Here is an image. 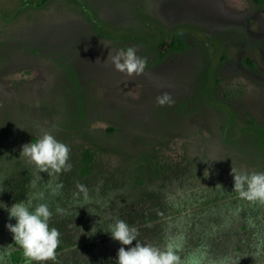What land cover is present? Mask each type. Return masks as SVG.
I'll use <instances>...</instances> for the list:
<instances>
[{
	"label": "rangeland",
	"instance_id": "obj_1",
	"mask_svg": "<svg viewBox=\"0 0 264 264\" xmlns=\"http://www.w3.org/2000/svg\"><path fill=\"white\" fill-rule=\"evenodd\" d=\"M40 1L0 0V202L49 206L65 247L46 264H116L136 244L111 238L117 219L184 261L264 264V204L240 199L231 174L264 172V53L250 49L264 43L234 55L226 32L241 17L230 2L250 0ZM172 36L187 48L162 53ZM129 47L147 60L133 79L104 63ZM164 93L174 103L158 105ZM45 132L69 147L70 170L50 177L20 157ZM8 223L0 207V264Z\"/></svg>",
	"mask_w": 264,
	"mask_h": 264
},
{
	"label": "clouds",
	"instance_id": "obj_2",
	"mask_svg": "<svg viewBox=\"0 0 264 264\" xmlns=\"http://www.w3.org/2000/svg\"><path fill=\"white\" fill-rule=\"evenodd\" d=\"M137 52L138 50L132 47L115 55L111 51L104 63L111 61L116 71L133 79L143 75L147 66L146 58L139 56ZM97 62L101 61L97 59ZM172 103L174 101L167 93L157 97V104L160 106ZM69 154L70 149L66 144L58 141L51 133L45 132L33 143L23 145L20 157L35 165L39 173L46 172L51 177L53 174L70 170ZM231 174L234 177L233 192L237 193L240 199L264 204V172H238L232 168ZM61 187L62 185H57V188ZM80 188L84 191L83 186ZM39 198H43L42 194ZM34 199L37 197H28L26 200L14 203L11 207L0 202V207L9 212V220H16L15 225L8 223L6 227L13 234L15 245L23 251L25 259L34 264H46L56 259L61 234L58 229L49 225L52 217L49 206L46 203L34 205ZM61 211L57 208V213ZM109 230L111 238L123 246H131L136 241L134 247H129L128 250L121 247L118 250L116 264H202L199 259L182 260L177 255L178 245L171 242L163 248L138 243V229L130 227L123 220L117 219L114 224L109 225ZM11 246L8 247L11 248ZM208 264H217V262L209 260Z\"/></svg>",
	"mask_w": 264,
	"mask_h": 264
},
{
	"label": "flooded vegetation",
	"instance_id": "obj_3",
	"mask_svg": "<svg viewBox=\"0 0 264 264\" xmlns=\"http://www.w3.org/2000/svg\"><path fill=\"white\" fill-rule=\"evenodd\" d=\"M222 3H225L223 0H221ZM250 3H252L253 8L251 11H247L246 9L241 8L239 5H234L233 2H230L231 5L237 8L238 11H240V18H237L232 20V23L228 24L227 27V34H228V40L230 43L231 51L234 53V55L242 56L244 55V50L247 47V45L252 44L250 41L254 40L255 38H259L260 41H263L264 43V8L260 10V13H256L257 7L259 5L264 4V0H250ZM256 7V9H254ZM197 19V17H195ZM194 18H186L184 20H181L180 23H187L193 20ZM190 20V21H189ZM260 24L261 27H259L258 31H255V25ZM224 25V24H223ZM174 36L171 37L170 40L166 41L162 47V53L166 52V47H172L173 49H180L185 50L187 47L186 43H184V47H176L174 45ZM258 42V41H257ZM256 46H251L250 49L257 47V50L255 51V54L264 53V49L262 48L263 45H260L259 43H256ZM253 66H255V63H253ZM232 67H234L232 65ZM235 68V67H234Z\"/></svg>",
	"mask_w": 264,
	"mask_h": 264
},
{
	"label": "trees",
	"instance_id": "obj_4",
	"mask_svg": "<svg viewBox=\"0 0 264 264\" xmlns=\"http://www.w3.org/2000/svg\"><path fill=\"white\" fill-rule=\"evenodd\" d=\"M46 0H41L39 4H43ZM174 45L177 47V43H174ZM184 47V43H181L180 48ZM95 154L90 150H86L83 153V163L81 167L82 174L84 176H87L91 172L92 165L94 163ZM50 227H52L51 224H49ZM255 246H258V244L261 247V257H264V236H260L258 240H255ZM11 248L9 249V252L7 253V257L5 260V264H32V262L27 261L23 255V251L19 248L18 245H15V241L13 240L11 244ZM64 245L60 242L58 249L56 250V256L64 252Z\"/></svg>",
	"mask_w": 264,
	"mask_h": 264
}]
</instances>
